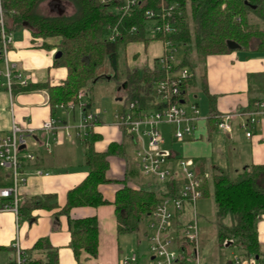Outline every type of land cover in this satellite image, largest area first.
<instances>
[{
  "label": "trees",
  "instance_id": "1",
  "mask_svg": "<svg viewBox=\"0 0 264 264\" xmlns=\"http://www.w3.org/2000/svg\"><path fill=\"white\" fill-rule=\"evenodd\" d=\"M47 0H2V6L7 18V31L15 33L27 28L32 35L44 39L43 48L52 50L57 48L62 52L59 58L54 59V66L65 67L67 76L62 83L52 85L50 82L33 83L27 85L14 84L12 94L30 92L37 89H46L49 93L51 117L56 118L61 104L79 102L78 94L81 91L87 96L85 111L91 110L89 91L93 84L100 80L113 79L117 83V95L124 100V109L134 99H139L141 107L145 109L157 108V99L154 94L156 80L164 77V70L156 63L153 68L141 69L130 67L127 63V44L133 41H144L171 38L177 47H184V58L175 67V70L188 68L191 76L183 79V93L181 97L188 99V89L198 82L197 65L205 63L209 55L226 54L235 51L230 48L229 42H234L238 49L258 51L264 50V0H178L182 15L178 17L179 31L173 35L157 34L150 36L148 24L144 20L145 9L155 7L157 0H146L144 7L136 9L134 16L126 18L121 23L123 35L113 41L108 36V26L119 22L118 15L111 12L108 5L101 0H58L68 1L74 8L70 15H45L39 12V6ZM57 4V3H56ZM256 17L259 22L252 19ZM139 26L140 32L130 33L127 29ZM55 42L48 43L47 40ZM198 53V60L194 53ZM106 62L111 65V75L98 74V69ZM122 65H124L122 67ZM206 86L205 70L199 74ZM123 83L127 84L124 88ZM6 89V88H5ZM7 90V89H6ZM83 97V98H85ZM261 98V97H256ZM254 98L253 100H255ZM86 99V98H85ZM210 111L208 116L209 132L217 129L218 115L220 114L214 104V97L209 94ZM178 100V99H177ZM175 100V101H177ZM252 100V101H253ZM63 109H69L64 107ZM100 114L93 121L90 130L84 135L86 139L85 165L88 168L87 176L67 193L65 206L60 210L68 216L70 223L69 247L73 250L77 264H88L81 261V256L86 253L90 258L99 255V221L96 216L84 218H71L70 213L74 207H98L109 203L99 190L105 183L116 182L109 179V156L118 155L127 159L128 171L123 186L116 192L115 213L117 216L119 233H139L143 223H146L149 214L163 199V186L156 181H148L146 186L128 185L138 175V169L128 157L126 143L111 142L105 151H98L95 142L101 135L93 131L97 124H101ZM125 137L126 131L121 128ZM35 162L36 159H34ZM34 162V163H35ZM37 164V163H35ZM23 165H32L29 158L23 159ZM24 166V167H25ZM205 163L199 164L200 191L209 194V177ZM230 172L220 166L214 165L212 170L213 196L218 207V217L232 214L234 224L227 226L219 223L218 238L221 244L229 239L233 240L229 246H236L241 255L256 257L264 264L263 252L259 242L258 223L264 215V164L246 165L237 175L230 176ZM12 185L7 171L0 169V187ZM172 186L178 188L179 183L173 182ZM165 188V187H164ZM176 190V189H175ZM53 195L35 196L24 198L19 203V218L34 220V210L55 204H48ZM147 231V230H146ZM144 232V236L146 235ZM146 238V236H145ZM48 237L38 239L31 250L30 264H60L58 249L48 240ZM13 249L0 246V253ZM41 254L40 257L34 256ZM91 264V263H89ZM226 264H233L228 261Z\"/></svg>",
  "mask_w": 264,
  "mask_h": 264
},
{
  "label": "crops",
  "instance_id": "2",
  "mask_svg": "<svg viewBox=\"0 0 264 264\" xmlns=\"http://www.w3.org/2000/svg\"><path fill=\"white\" fill-rule=\"evenodd\" d=\"M16 34V35H15ZM13 42L8 53V60L17 69L24 72V76L33 83L50 82L58 85L67 76L65 67L54 66L57 48L48 50L43 48L45 42L42 38L34 37L27 28L12 33ZM48 43L55 42L54 39L47 40ZM264 52L256 49L240 50L231 53L209 55L205 63L197 67L198 82L188 89V96L194 95L200 90L205 95L206 113L200 109V118L196 120V130L191 139L182 142L184 155L193 158L199 164L203 161L211 160L215 165L227 169L229 162L232 163L231 156L235 155L236 161L232 164L242 166L251 164H264V129L254 132L252 137H247L243 133L239 120L233 121V129L230 133H223L218 129L209 132L208 116L210 111L209 94L214 97L213 104L216 110L222 114L232 110H245L256 97H264ZM164 53V44L161 40L133 41L127 44V63L130 67L144 69L155 66L157 59ZM0 68L5 69L3 62ZM205 70L207 94L204 91V84L199 78V74ZM117 100L120 96H116ZM86 98V99H85ZM83 101H87V96ZM122 98V97H121ZM91 101V110L101 112V124H97L93 131L101 135L95 142L98 151L107 150L111 142L126 143L128 146V157L134 162L138 169V175L128 182V185H143L141 180V168L135 157L136 145L128 135L125 137L121 127L113 121H105L101 108ZM122 101L123 98L121 99ZM189 97L187 108L190 112ZM56 118L61 121L64 128L51 132L37 130L33 143V151L36 161L31 160L32 165L26 167L24 183H20L18 196L20 201L24 198L35 196L53 195L50 204L52 207L44 206L34 210V220H22L11 211L0 212V246L8 248L17 237L27 251L31 250L38 239L48 237L54 247L58 249L60 264H77V259L73 250L69 247L71 238L70 223L68 216L60 210L65 206L68 191L79 184L88 174L85 165L86 142L84 139L86 131L79 127L83 119V111L75 108L63 109L57 112ZM49 105V93L46 89H37L30 92H18L13 95L4 87H0V132L10 129L13 118L20 124L41 127V124L51 117ZM236 125V126H235ZM164 125H161V127ZM168 148L174 150L175 154H182L174 148L170 125ZM162 129V128H161ZM236 129V130H235ZM240 129V130H239ZM243 131H242V130ZM163 131V130H162ZM164 133V131H163ZM165 136V144L167 137ZM48 141V142H47ZM51 142V143H50ZM79 142L83 145L82 153H79ZM46 143H50V149H46ZM167 148V147H166ZM242 152V154H240ZM229 154L230 159L229 160ZM37 164H35V163ZM205 163V162H204ZM227 164V165H226ZM42 170L47 174H37V170ZM228 170V169H227ZM128 171L127 159L123 156H109V169L107 176L116 182L105 183L99 186V190L109 203L98 207H74L71 210V218H84L96 216L99 221V255L97 258H90L86 253L81 256V261L91 264H119L122 256L129 254L121 244L118 231V221L115 213L116 192L123 186ZM238 171V170H237ZM8 178L12 180L11 173L7 171ZM148 182V181H147ZM259 242L264 257V215L258 223ZM231 245V244H230ZM229 246V245H228ZM132 251V249H131ZM7 257L8 264L14 257V249L2 251ZM35 253L34 256L40 257ZM229 260L223 263L226 264ZM231 261V260H230Z\"/></svg>",
  "mask_w": 264,
  "mask_h": 264
},
{
  "label": "built area",
  "instance_id": "3",
  "mask_svg": "<svg viewBox=\"0 0 264 264\" xmlns=\"http://www.w3.org/2000/svg\"><path fill=\"white\" fill-rule=\"evenodd\" d=\"M108 5L111 12L118 15L119 22L108 26L109 40L113 41L123 35L121 23L134 16L136 9L144 7L146 0H101ZM178 0H157L155 7L145 9L144 20L148 24L151 36L157 34L173 35L179 31L178 17L182 15ZM7 18L0 0V62L5 69L0 68V87L12 92L14 84L27 85L29 79L24 72L8 60V53L13 42L12 34L7 31ZM130 33L140 32L137 25L127 29ZM164 53L156 63L164 70V77L156 80L154 94L157 108L145 109L140 100L131 101L127 109L115 117L116 125L123 128L136 145L135 157L144 175L151 177L157 184L163 186L164 197L157 207L149 214L146 222V241L150 259L148 264H202L200 233L197 218V201L203 196L200 191V177L197 162L193 158L178 156L171 148L163 147L165 136L161 125H171L172 141L185 142L191 139L196 130V120H199L200 109L197 104H191L188 111L187 99L183 93V79L191 76L188 68L175 70L179 65L176 58L178 47L171 38L161 39ZM86 93L80 91L79 102L61 104L74 110L83 111V119L79 127L88 131L100 112L85 111L86 103L82 100ZM178 99V100H177ZM177 100V101H175ZM183 101V102H182ZM239 120L241 128L247 137L264 129V97L256 98L245 110H232L218 115L217 129L230 133L233 121ZM61 121L55 118L45 120L41 127L20 124L13 118L11 127L6 132H0V169L11 173L13 184L0 187V212L11 211L19 217L18 189L20 183L26 181V167L23 159L34 160L35 153L28 148V139L37 144L34 135L37 130L44 132L64 128ZM24 146V148H22ZM50 149V143H46ZM37 174H47L37 170ZM179 183L176 188L171 184ZM165 187V188H164ZM176 189V190H175ZM191 206L193 215L186 211ZM16 237L12 248L14 257L8 264H30L29 253ZM228 241H232L231 239ZM139 253L132 249L129 254L121 257L119 264H139ZM233 264H261L256 257L234 254Z\"/></svg>",
  "mask_w": 264,
  "mask_h": 264
},
{
  "label": "rangeland",
  "instance_id": "4",
  "mask_svg": "<svg viewBox=\"0 0 264 264\" xmlns=\"http://www.w3.org/2000/svg\"><path fill=\"white\" fill-rule=\"evenodd\" d=\"M57 3V4H56ZM39 12L45 14V15H58L61 13H64L66 15H70L74 12V8L68 1H60L58 3V0H47L43 1L39 6ZM254 22H259L260 20L254 17L252 19ZM152 35V33H149ZM16 35V34H15ZM150 35V36H151ZM184 47H178V52H176V58L177 60L181 61L184 58ZM194 58L198 60V53L195 51ZM264 53V52H262ZM197 66H201L200 63L196 64ZM124 65H122L123 67ZM109 62L104 63L99 69L98 74L107 76L111 75L112 69ZM141 73H143V69H141ZM198 73V72H197ZM117 83L113 79H104L100 80L97 83L93 84L92 89L89 91L90 98L94 100V102L101 108V111L103 113V119L105 121H111L116 122V115L121 114L124 109V101L117 100ZM198 94V97L195 98L194 95L190 94L189 101L190 103H199V107L202 110V112L206 113L207 105H206V99L203 92L200 90H197L196 92ZM236 126V125H235ZM164 133L166 134V137L168 139L167 144L163 145V147H169L170 145V139H169V130L170 125H164L161 127ZM236 130V129H235ZM240 130V129H239ZM242 130V129H241ZM243 131V130H242ZM243 133H245L243 131ZM48 142V141H47ZM51 143V142H50ZM174 148L179 150V152L182 154V156L186 157L183 153L182 146L183 143L177 142L173 144ZM33 140L28 139V148L29 150H33ZM81 150L83 149V145L79 142V153H82ZM242 154V152H240ZM229 154V160L232 159L233 161H236L235 155L231 156L230 159ZM205 162V166L208 172L209 177V194L204 195L201 198L198 199L197 205H196V213L198 218V226H199V233H200V247H201V261L202 264H219L223 263L226 260H231L234 257V254H242L241 251L236 246H227L226 244H221L218 238V227L219 223H224L227 226H232L234 224V218H232V214H226L224 217L219 218L218 217V207L215 203L214 196H213V182H212V170L215 165V161L212 162L210 159L203 161ZM229 162L227 165V169L230 172V176H235L237 173L243 169L242 166H235ZM238 170V171H237ZM141 180H143L146 184L147 181H152L153 179L149 176L144 175L141 172ZM154 181V180H153ZM186 211L188 212L189 216L190 214L193 215L191 206H187ZM146 231V223H143L142 231L138 234L136 233H123L121 234L120 241L121 244L126 248V252H130L131 249H134L139 253L140 259L139 264H148L150 259V254L148 250V242L146 241V238L144 236V232ZM7 263V257L5 256V253H0V264H6Z\"/></svg>",
  "mask_w": 264,
  "mask_h": 264
},
{
  "label": "water",
  "instance_id": "5",
  "mask_svg": "<svg viewBox=\"0 0 264 264\" xmlns=\"http://www.w3.org/2000/svg\"><path fill=\"white\" fill-rule=\"evenodd\" d=\"M229 46H230V48H232L234 50H237L239 48V46L237 44H235L234 42H229ZM61 55H62V52L61 51H57L54 57L55 58H59ZM123 86H124V88H126L127 87V84L126 83L125 84L123 83ZM118 99L121 100L122 98L119 97ZM22 148H24V146ZM230 244H232V241H228V243H226L227 246L230 245ZM258 258H260V256L259 255H256V259H258Z\"/></svg>",
  "mask_w": 264,
  "mask_h": 264
}]
</instances>
